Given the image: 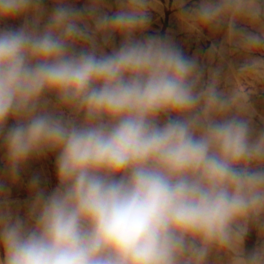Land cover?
I'll return each instance as SVG.
<instances>
[{
	"label": "clouds",
	"instance_id": "1",
	"mask_svg": "<svg viewBox=\"0 0 264 264\" xmlns=\"http://www.w3.org/2000/svg\"><path fill=\"white\" fill-rule=\"evenodd\" d=\"M156 2L118 0L108 15L53 0L41 25L43 0H0V22L25 18L0 28L7 173L54 153L57 179L45 194L33 178L25 218L0 210V264H264V130L253 134L249 93L222 90L218 70L205 81L167 39L137 38ZM181 21L226 28L251 54L244 69L264 65V0H201ZM251 226L261 243L245 256Z\"/></svg>",
	"mask_w": 264,
	"mask_h": 264
},
{
	"label": "rangeland",
	"instance_id": "2",
	"mask_svg": "<svg viewBox=\"0 0 264 264\" xmlns=\"http://www.w3.org/2000/svg\"><path fill=\"white\" fill-rule=\"evenodd\" d=\"M76 8H86L94 0H71ZM100 13L111 15L119 10L118 0H95ZM201 0H157L149 10L150 21L143 34L167 39L188 58H195L204 69L206 81L211 71L218 70L221 76L220 88L226 92L239 90L249 93L247 103L250 106L249 119L253 134L264 130V65L254 69H244L250 58L236 40L226 35V28L219 30L204 29L196 32L188 29L181 21V15L199 6ZM45 13L41 25L47 22L48 15L54 7L53 0H43ZM25 18H16L0 22V28H19ZM238 27L246 31L256 32L257 29L245 23ZM122 42L120 36H115L105 52L118 48ZM103 46V45H102ZM214 49V50H213ZM264 57V52L256 53ZM14 121L9 120L8 126ZM39 179V189L45 194L51 193L56 185L55 154L48 153L46 157L33 158L20 171L15 182L9 179L6 161L0 148V210L9 212L13 218H25L31 203L32 180ZM261 243L259 230L251 226L243 244L244 255L247 256ZM210 264H225L223 258H211Z\"/></svg>",
	"mask_w": 264,
	"mask_h": 264
}]
</instances>
